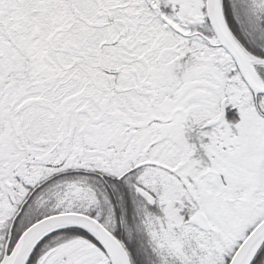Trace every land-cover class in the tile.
Returning a JSON list of instances; mask_svg holds the SVG:
<instances>
[{"label": "snow or ice", "instance_id": "snow-or-ice-1", "mask_svg": "<svg viewBox=\"0 0 264 264\" xmlns=\"http://www.w3.org/2000/svg\"><path fill=\"white\" fill-rule=\"evenodd\" d=\"M0 264H264V0H0Z\"/></svg>", "mask_w": 264, "mask_h": 264}]
</instances>
